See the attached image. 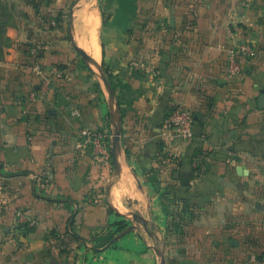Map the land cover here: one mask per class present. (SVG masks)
Segmentation results:
<instances>
[{
  "label": "crops",
  "instance_id": "1",
  "mask_svg": "<svg viewBox=\"0 0 264 264\" xmlns=\"http://www.w3.org/2000/svg\"><path fill=\"white\" fill-rule=\"evenodd\" d=\"M109 1L0 0V264H251L264 0ZM240 43L256 53L228 79ZM176 106L196 123L170 155L160 133ZM117 119L119 173L111 148L102 161L75 149L85 129L111 141Z\"/></svg>",
  "mask_w": 264,
  "mask_h": 264
},
{
  "label": "built area",
  "instance_id": "2",
  "mask_svg": "<svg viewBox=\"0 0 264 264\" xmlns=\"http://www.w3.org/2000/svg\"><path fill=\"white\" fill-rule=\"evenodd\" d=\"M55 26V22L51 23ZM255 49L248 43H240L226 51V77L235 79L242 74L241 61L255 56ZM195 116L192 111L183 107H173L165 116L160 133L162 142V151L172 154V146L178 141L187 142L194 137ZM111 148L110 137L101 131L82 130L75 144L76 150H91L100 161L108 159V153ZM249 263L264 264V255L251 254Z\"/></svg>",
  "mask_w": 264,
  "mask_h": 264
},
{
  "label": "water",
  "instance_id": "3",
  "mask_svg": "<svg viewBox=\"0 0 264 264\" xmlns=\"http://www.w3.org/2000/svg\"><path fill=\"white\" fill-rule=\"evenodd\" d=\"M70 22H71V17H70ZM70 39H71V43H72L73 47L76 49V51L82 57V59L87 61V62H89L90 64H92V65H94L95 67L98 68V70L100 72V78H101V80H102V82L104 84V87H105V89L107 91L110 92L109 83L106 80V78H105L104 74L102 73V71L100 70L99 66L88 55H86L83 51H81L80 49H78L76 47L72 37ZM258 107H259V109H264V91L262 92V94L258 98ZM120 126H121L120 119H117V122L115 124V129H114V135H113L112 140H111V153H112V157H113V160H114V167H115L116 173L120 172L119 167H118V157H117V154H116L117 150H118V144H119ZM117 214L119 216L124 217V218L129 219V220L141 221V219L138 216H136V215H134L132 213L118 211ZM143 225H146V224L143 222ZM157 254L160 257V264H165V260H164L163 255L159 254V253H157Z\"/></svg>",
  "mask_w": 264,
  "mask_h": 264
},
{
  "label": "bare ground",
  "instance_id": "4",
  "mask_svg": "<svg viewBox=\"0 0 264 264\" xmlns=\"http://www.w3.org/2000/svg\"><path fill=\"white\" fill-rule=\"evenodd\" d=\"M91 53H92L94 59H98V49L95 45L92 48Z\"/></svg>",
  "mask_w": 264,
  "mask_h": 264
},
{
  "label": "rangeland",
  "instance_id": "5",
  "mask_svg": "<svg viewBox=\"0 0 264 264\" xmlns=\"http://www.w3.org/2000/svg\"><path fill=\"white\" fill-rule=\"evenodd\" d=\"M109 2V4L108 5H110V1L109 0H104V2H103V4L105 5L106 3H108ZM106 10H104V12H105ZM65 240V239H64ZM66 241H67V239H66ZM66 244H67V242H66Z\"/></svg>",
  "mask_w": 264,
  "mask_h": 264
}]
</instances>
